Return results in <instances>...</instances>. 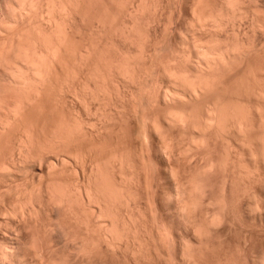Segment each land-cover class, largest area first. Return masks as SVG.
<instances>
[{"label":"rangeland","instance_id":"374dc122","mask_svg":"<svg viewBox=\"0 0 264 264\" xmlns=\"http://www.w3.org/2000/svg\"><path fill=\"white\" fill-rule=\"evenodd\" d=\"M51 1L47 2V4L48 3L50 4ZM54 1H57V0H54ZM63 1L62 0L60 2L58 1V3L60 4L63 2L64 6H65L67 0H63ZM73 1H72V3L74 5H76L77 4L76 1L75 0H73ZM79 1L83 2V0H79ZM79 1H78V3H79ZM86 1L83 2L84 4L81 3L82 5L77 4L76 7H78V9L76 7H73L74 10L72 8L71 1H69V2L67 1L68 5L70 4L71 6H66L67 7L66 11H65V9L63 10V8H66V7L62 8L63 5L60 6L63 10V11L61 10L62 16H61V14H58L59 12L57 13L56 10H58V9H56V10L50 9V10L54 11V13L56 11V13L59 15L58 16L57 14L50 12V13H52L53 16L57 15L58 16L57 19H59V21L60 20L62 21V22L60 21L62 24L58 21L60 23V26L61 27L65 26L64 29H65V32L67 33L66 34V40L68 37V40H67L68 45L70 42L68 49L70 47L71 48L73 47L72 49H69L70 54H71V50H72V52L74 54H76L78 57L76 55H74L76 58L73 59L72 57H74V56L72 53L71 54L72 55V57H71L72 63L70 60H69L70 62H67L71 65L67 66V64H66L67 68H66V66L63 65V67H65V69H67L69 71L72 69L71 70L72 72L68 71L69 72L68 73L65 69L63 71V68H62L61 69L62 72L59 71L60 73L59 74L57 73L59 75V77H56V75H57L56 74L54 76L56 78V80L51 81L54 84L53 83L49 84L52 87H50L48 85L49 87H47V91L50 88L49 91L47 92L45 90V93L43 92L44 95H43V93L41 94L42 95V98H41L42 99V102H41L42 111H41V113H43V114H41V126L46 127V128L43 127L44 130L42 131L43 134L44 133L45 134L41 135V137H42L41 143L42 144L45 143L43 145L41 144L42 145L41 146V148H42L41 149V161H42L41 165L43 163V165H42L43 167L41 166V170H37L36 175H34V174L32 175V172H30V175L28 173L27 174L28 176L26 175L27 178L25 177V179H26V181L28 179H30L26 182L27 183L26 184L27 190H29V189L31 190V188H32L31 184H32V180H33L34 176H35L34 177L35 181L33 184L36 185L37 181H39V184H41V186H39V184H38L37 187L39 186L42 189L41 190V196L43 194H44L43 196L47 195L46 197H41V199L42 198L47 199L48 208H46V212L43 214L44 216L40 215L42 213H40L39 215L38 214L36 215L35 213H38V212H35V211H37V208H36V209H34V213L32 212V215L33 214H35V215H33V217L30 216L29 218H27L29 215H24L23 217L19 215V214H21V212L19 211V208L23 209V208H25L26 205H23L22 204L23 202L19 203V202H21L20 198L18 200H17V198H14V194L17 191H14V193L12 195L13 198L8 197V200H7V198L3 199L4 202H2V200L0 199V203H1L0 204V228H1L0 229V232H1L0 233V255L2 254L1 251L6 249L8 244L17 240L20 242V245H21V251H19L20 252L19 254L22 253L21 254L22 257L20 258L21 261L20 260L17 261L16 264H104V263L105 264H110V263L111 264H125V263L126 264H150V263L151 264H215V263L216 264H218V263L219 264H258V260H260L264 254V252H263L264 251V233H263L264 232V226H263L264 225V177H263L264 176V154H263L264 153V147H263V145H264V142H263V140H264V133H263L264 132V125H262L260 123V122H264V120L262 121V119H264V117H263L264 116L263 115L264 114V81H263L264 79L261 78V77L264 78V73H263L264 71H262L264 69V65H263L264 64V56H263L264 55V48H263L264 46L262 47V49L260 47L264 43L263 42L264 41V30H260L261 31L260 32L259 31L260 28H258V27H261L260 24H264V20H263V18H264L263 17L264 16L263 15L264 14L263 13L264 12V10H263L264 9V0H258L260 3L263 4V5L258 4V6L256 5L257 0L256 1L251 0L252 2H250V0H244V1L242 0L244 2L243 4L240 1L241 5L243 6L242 7L240 5V7H241L240 11H242V12L245 11V13H249L251 10V12H250L251 14L249 13L250 15H246L245 13H243L244 15H242L241 12H240L241 14L238 12L237 13L230 12L231 14L230 13L226 14L225 18H223L224 21L222 20L223 24L221 25V27H224V28H220L221 31L217 30V29H219V27L216 28L212 23H208L205 26H203V27L209 28V26L211 25V28H213V31H212V29L209 28L211 30L210 31L207 28L208 32L206 31V28L204 30V28H202V27H198V31L200 30V32H198L197 29H195V31H196L195 32L189 24V20L193 15V13H192L193 12V10H192L193 9V7H192L193 6L192 5L193 0L192 1L191 0H189V1L188 0H145L146 3L143 2L144 0L143 1L142 0H131V2H129L130 0H128L127 1L128 6H127V3L125 2L126 0H121V1L120 0H117V1L116 0H102V1L101 0H95V1L94 0H88L87 2ZM245 1H247V2H245ZM106 3H108V4H106ZM142 3H145V4L142 5ZM245 3L246 4L249 3L248 5L251 7H249L248 5H247L248 6L247 7ZM88 4H90V5H88ZM139 5H142V6H140L142 8L139 7L140 10L138 8ZM130 6L133 8H131ZM156 6H157V8H156ZM205 6L203 5V7H205ZM46 7L44 4V8H46ZM143 7H145V8H143ZM256 7H257V10H259V11L262 9L261 13H263V14H260L256 10L257 13L261 16H258L257 13L254 14L255 12L252 8L255 9ZM258 7H260V8L258 9ZM58 8H59V6H58ZM123 8H125V10ZM245 8H246V10H245ZM47 9L48 8H46V15H47V11L49 12V9L48 10ZM76 9H77V11H75ZM132 9L136 10V11L139 10V11L138 12L135 11V14L130 15L131 14L130 11H133ZM67 10H69V11H67ZM127 10H129V12ZM142 10H144L143 13H142ZM139 12H141V13H139ZM66 13H67V15L64 16ZM68 13H70V14L68 15ZM252 13L255 16H258V17H256V21H258L257 22L258 24L255 22V20L253 22L254 16ZM85 15H86V17H85ZM112 15H114V16H112ZM235 15H236V17H235ZM60 16L63 19L62 18L60 19ZM134 16H135V18L138 16V18H136V20H137L136 22H135ZM146 16H148V17H146ZM237 16H239V17H237ZM242 16H245L242 18L243 21L245 20V23L241 24L243 27H242V29L241 28L239 29V26L241 27L240 23H242V21H241ZM248 16L249 17L251 16L250 19ZM46 17H48V15ZM67 17H69V18H67ZM73 17H75V18H73ZM84 17H85V20H84ZM100 17H101V19H99ZM246 17H248V18H246ZM259 17H261V18H259ZM228 18H229L231 25L229 24L228 20L226 21V19H228ZM233 18L236 19V22ZM231 20L234 23L231 22ZM238 20L240 23L237 22ZM249 20L251 21L250 24H249ZM99 21H100V23H103V24L106 23L105 24L106 26L104 25L105 28L103 27V24L97 23ZM122 21H125V22H122ZM132 21H134V22H132ZM140 21H142V22L140 23ZM130 22H131V24H130ZM235 23L237 26L236 30H238L237 33L238 32L240 34L242 33L240 37L238 36L241 41L240 40L238 41V39H239L238 37L236 40V38H235L236 36H234L236 33L232 32V31L235 32V27L232 26V25H235ZM252 23L253 24L256 23L258 26L256 25L254 28H258V29H252L253 28ZM63 24H66V25H63ZM113 24H114V26H112ZM108 25H110L111 28ZM133 25L136 29L133 27ZM229 25L231 26V28ZM127 26H128V28H130V27L134 28V30L133 31L131 30V31L133 32V34L135 33V35H133L132 32L130 35H128L126 33V31L124 32V35L122 34L124 31L123 29L126 30L127 28H125V27H127ZM225 26H228V29H227V27L225 28ZM248 26L250 27L251 30H249ZM43 28H44V26L41 29H43ZM120 28H122V30ZM215 28H216L217 32L215 31ZM244 28H246V29L244 30ZM262 28H264V27H262ZM45 29L41 30V32L45 31ZM222 29H224V30L226 29V30L223 31ZM229 29H230L231 33L229 32ZM231 29H233V30H231ZM240 30H242V31H240ZM67 31H69V32H67ZM249 31H250V33H249ZM144 32H145V34H144ZM252 32L253 33L255 32V34L258 35V36L256 35L257 39L255 38V35L252 34ZM256 32H258V33H256ZM99 33H101V36ZM125 33L127 35H125ZM195 33H197V34H195ZM216 33L221 35V36H219V35L217 36ZM246 33H248V34L246 35ZM149 34H150V36H149ZM222 34H224V36ZM194 35H195V38L193 37ZM226 35L232 36V37H228V36L226 37ZM243 35H246L247 37L243 36ZM248 35H251L255 39L252 38L251 36L248 37ZM126 36H128V37H126ZM130 37H131V40H133L132 38H134V40L131 41ZM122 38L126 42L122 41ZM201 38H202V41H200ZM211 38L213 39V41H211ZM229 38H231V39H229ZM233 38L235 39L236 42L233 41ZM127 39H128V42H127ZM195 39H198V40L195 41ZM221 39H223V40L221 41ZM140 40H141V43H140V48H139L138 42H140ZM230 40H231V42H230ZM253 40H254V42H253ZM93 41H94V43H93ZM114 41L116 42V44L114 43ZM194 41L196 43H198L200 48H197V49H200L199 51L196 48L192 47V45L194 44ZM217 41L219 43H216ZM226 41L230 42L229 45H232L233 43L236 44L239 42L238 44H240V48H241V46H245V45H242V44H244V41H245V44L247 46H248V44L249 45L251 44V46L253 47V43H254L255 47L257 45L258 46H257V49L251 48L250 50H248L249 47L246 48V46H245V48L247 50L244 49L245 51L240 50L241 52H238L240 54L243 52L244 55L241 54L242 56L240 55L241 56L240 57V56H238L239 54H236V57H238V58L240 57L239 59L238 58L236 59V57H234L232 55V56H227V61H226V59H225L226 57H225L224 58L225 61L227 63H228V61H230V62L227 65L223 59L220 63V66H221L220 68L222 70L219 69V67L215 68L217 70H215V72L214 71L213 72H214V74L217 72L216 73L217 76L215 75V77H214L213 74H212V76L214 77L213 82L216 85L214 86L213 85L214 83H213L210 86L211 89L206 90V91L209 90L210 92L208 91L209 93L208 92L205 93L206 91H204L202 94L200 93L201 95L198 94L196 97L195 96H191V97L188 96L186 93H184V91H183L184 88L181 87V85L180 86H178V84L176 85V82H174V81H175V78H177L176 77L177 75L178 76L182 75V74L185 75L188 72V74L185 76L190 77L195 72V71H193V69L191 70V68H190L191 66L188 65L189 64L188 58L190 56L189 52H188L189 48L194 49V50H192V49L189 50L192 52L195 51V49H196L199 52V56L202 57V56H204L203 53H205V50H208V48H207L208 44L210 45V46L208 45V47H211L212 49H213L214 45L216 47L220 44L221 46L219 45L218 47H221V49L224 50V48L228 44ZM144 42L146 43V45ZM201 42H203L206 47L203 44H201ZM249 42H251V43H249ZM119 43H120V45H119ZM212 44H214V45L212 46ZM229 45H227V46H229ZM143 46H144V48L145 47L146 48L144 49ZM92 47L93 48L96 47V48L93 49ZM203 47H205V49ZM218 47H216L215 50ZM259 47H260V49H259ZM83 48L85 51L83 50ZM85 48L91 49V50L88 49L89 52L92 50L93 51L89 54ZM138 48L140 49L139 50L140 52L142 50L144 51V52L142 51L143 54H140V52L139 53L136 52V51H138ZM141 48H142V50H141ZM219 49L220 48H218V52L220 53V51H222V50L221 49L219 50ZM252 49L258 50V52L261 51L262 53H259V54L254 53V52L252 53V51H255ZM96 50H97V52H96ZM79 51H80V53H79ZM81 51L83 52V56H82ZM128 51H132V52L130 53ZM249 51H250V53H248ZM77 52L79 53L80 56L78 55ZM93 52H95V53L93 54ZM157 52H159V53H157ZM84 53H87L88 57H86V55ZM147 53H150L151 56H150V54H147ZM201 53H202V55H201ZM91 54H93V55L91 56ZM116 54H117V56H116ZM132 54L134 55L135 58L133 57ZM137 54L139 57L135 56ZM205 54L208 55L207 53H205ZM260 54H261V56H259ZM101 55H103V56L101 57ZM121 55H123L124 61H123ZM129 55H131V56H129ZM79 57H81L82 60H83V58H84V60H85V58L88 60L90 57V60H88V63H87V60H85L86 64H88V65L85 64V61L81 62L82 60L80 61ZM100 57H101V59H100ZM127 57L128 58L130 57V58L126 59ZM131 57H132V59H131ZM229 57H232V58H229ZM242 57H244V58H242ZM197 58H195V59H197ZM202 58H206V57L204 56ZM111 59H112V61H111ZM125 59L127 61H125ZM136 59H137V61H136ZM240 59H241V61H240ZM154 60H155V62H154ZM261 60H262V62H261ZM73 61H76L74 63L77 66L74 65ZM131 61H132V64L130 63ZM133 61H134V63H133ZM112 62H114L113 63L114 67L111 66V65H113ZM120 62H121V64H120ZM137 62L140 64V67L142 66L141 67L142 69L139 67V64ZM141 62H143V63H141ZM171 62H173V63L171 64ZM222 62H224V63H222ZM108 63L111 65H109ZM135 63H137V66L134 65ZM260 63H262V64H260ZM72 64L74 65V68H73ZM79 64L81 65L82 68L78 67V66H80ZM127 64L128 65L130 64L131 66L132 65L133 66L132 67L130 66V68H129V66ZM142 64H144L145 66H143ZM150 64L153 66H151ZM174 64L177 65V67H179V68H177ZM222 64H223V66H222ZM225 64H226V66H225ZM82 65H84V66H82ZM106 65H109V66H106ZM163 65H166V66L164 67ZM118 66H120V67H118ZM125 66H127V67H125ZM134 66L136 68H134ZM83 67H84V69H83ZM88 67H89V69H88ZM106 67L110 70H108ZM94 68H96V69H94ZM115 68L117 70L120 68L119 70H123V71H119V70L117 71ZM126 68H127V70H128V68L131 69L133 78H130V77H132L131 73H128V71L125 70ZM139 68L142 72L139 71ZM167 68L170 70L168 71ZM182 69H183V72L181 71ZM259 69H260V71H259ZM90 70H92V71H90ZM98 70H99L100 74L103 73V75L101 74L102 76L99 74ZM124 70L127 71V74ZM136 70H137V72H136ZM171 70L173 72H171ZM179 70L182 73L179 72ZM75 71L77 73H75ZM133 71H135L136 73L140 72L141 74L138 73L139 75L137 76L136 73ZM174 71H176V72H174ZM253 71L256 75L253 73ZM104 72H106V73L104 74ZM147 72H149V73H147ZM163 72H164V75H163ZM168 72H171V74H173V73L174 74L168 75L167 74ZM178 72L181 74H179ZM72 73H74V74H72ZM133 73H135L136 76L133 75ZM91 74H92V76H90ZM128 74L130 76H128ZM146 74H149L150 76L149 75L146 76ZM253 74H254V76H253ZM73 76H74V78H73ZM172 76H175L174 79ZM256 76H259L262 80ZM93 77H95V78H93ZM112 77H114V78H112ZM253 77L254 78L256 77L258 80L256 78L254 80ZM215 78H217V79H215ZM58 79H60V80H58ZM110 79H112V80H110ZM135 79H136V82H135ZM149 79H151V80H149ZM131 80H132V82L130 83ZM170 80L171 81L174 80V81H172L173 83H171ZM216 80H218V81H216ZM65 81H67V82L65 83ZM260 81H262L261 83H263V85L260 83ZM57 83H59V85ZM87 83H89L90 85L89 84L87 85ZM155 83H157L158 85ZM67 84H68V86H67ZM65 87H66V89H65ZM86 87H87V89H86ZM103 88H104V90H102ZM61 89H62V92H61ZM109 89H111V90H109ZM58 90H60V91H58ZM144 90H146V91H144ZM175 91H177V92L175 93ZM118 93L120 94L119 96H118ZM149 93H151V94H149ZM45 94H47V96ZM139 94L142 96H140ZM175 94H177V95H175ZM179 94L182 96H180ZM111 95H112V97H111ZM163 95L164 96L167 95L168 97L165 98ZM57 96H59V97H57ZM120 96H121V98H120ZM177 96L178 97L180 96L181 98H178ZM185 97H187V98H185ZM147 98H149V100ZM167 98H168V100H166ZM182 98H184V100ZM98 100L100 101V103L98 102ZM186 100H188V101H186ZM191 100H192V102H191ZM148 102L150 105L148 104ZM215 104H218L220 107H221V105L224 107L227 105L226 106L227 108L230 106L231 107L236 106V109H235V107L234 108L230 107L231 110L230 109L226 110V107L224 108L225 114H226V116H224V117H227V114L231 111L229 113V115H230L229 118H230V121H232V123L228 120V122H230V123H228V125H226L227 130H228L229 134L231 133V135H228V136L227 135H223V136L221 135V134H224V132L226 131L225 129H224L225 131L223 130V133L221 131L222 126H223L222 124L224 123L223 121H225V119L222 117L223 121L221 120L220 122L221 123L223 122V123L220 124V122H219L218 124H220V126H218V127H217V125H218L217 122H218V118H221V116L218 117V114L220 113L219 115H221V113H222V115H223L224 110H223V107L220 108L218 105L216 106ZM236 104H238V106ZM239 104H240V106H239ZM218 107H219V109H218ZM238 107H239V109H238ZM242 107H243V109H242ZM207 108H209V111ZM217 109H218V112H217ZM244 109H246V110H244ZM249 109H251V111H249ZM188 110L190 111V113L185 114V113L189 112ZM215 110L217 113H215ZM219 110H221V111H219ZM235 110L237 112H239L241 115V116H239L240 117L239 119H241V117H243L244 121H241L240 123L245 122L244 124H242L243 125L242 127L240 125V127L243 129V132L241 131L242 129H240V127H239L240 135L237 132L238 131L237 128L234 127V123H235V126L240 124L239 122H237L239 120L238 116H235V114L233 113V111L235 112ZM239 110H241L242 112ZM243 110L245 112L248 110L247 111L248 114H244L245 112ZM51 112H52V116H51ZM173 112L176 113L177 115L172 114ZM209 112H211V114L215 113V115H217V116H214V114L211 115ZM249 112H251L253 115L250 116ZM260 112H261V114H260ZM241 113H243L245 116L244 115L242 116ZM206 114H208V115H206ZM233 114H234L233 117L235 118L234 122H233L234 118L232 120V117H231V115H233ZM237 114L238 113H236V115ZM170 115H174L173 118L174 117L177 118V116L179 118V115L182 117H180L181 119H179L178 120L179 122H177L176 121L177 119L175 121L171 120L172 117ZM260 115L261 116L263 115V116L261 117ZM169 116L171 117V119L169 118L170 120L168 119ZM206 116L209 118L212 116L210 118V120L213 119L214 117L215 118L217 117L216 122L211 120L214 122V124L212 126L217 124V125H215L216 127H214V128L212 126L208 127L212 123H209L211 121H209V119ZM254 116H255V118H254ZM202 117L205 119V120L203 119L204 121H206V118H207L208 122L206 121L203 124ZM248 117L251 120L250 119L246 120V119H248ZM47 118L49 121L47 120ZM197 118H200V119H197ZM253 118L255 119V121H253L252 122L253 124H252L251 121L253 120ZM227 119H228V117L226 118V120ZM180 120H182V121H180ZM186 121H187V123H185ZM193 121H195V122H193ZM171 122H174L175 124H172ZM236 122H237V124H236ZM71 123L74 125V126L71 125V127L74 128L73 133H75V131H76L78 136L75 133V134H73L74 138L73 137H71V139H69L70 137L68 138L71 141H69V140L65 141V135L63 134L64 130H60V129H63V128H61V127H63V124L65 127L67 125H70ZM76 123H78V124H76ZM104 123H106V124H104ZM199 123H200V125H199ZM205 123H207V124L209 123V125L206 124L207 125L206 128L208 130L206 128H204ZM56 124L58 125V127ZM59 124L61 125L60 127H59ZM190 124H191V126H190ZM231 124L233 125V126H231V128L234 127L233 129L235 131L237 130L235 132L234 130L232 131V129L230 128L231 131L234 132L235 134L230 132L229 131L230 129H228L229 125H231ZM247 124L250 125V127ZM83 125H84V127H83ZM246 125L249 127V131H248V129H246L247 128ZM252 125H253L254 129L251 128ZM42 127H41V130L43 129ZM71 127L67 126L64 129L70 128L73 130V128H71ZM211 127L213 129H211ZM219 127H221V130ZM256 127L258 128V130H256ZM156 128H157V130H156ZM250 128L255 130L256 133L254 134L255 131L251 130ZM55 129H56L55 132H57L58 129L60 130V131L58 130L59 132H57L58 135H59V133H61V131H63L62 134L64 135L63 139L65 142L63 141V139H61L62 138L61 134H60L61 138L59 137L60 138L59 140H57V138H58L56 136L57 134L53 136ZM75 129H77V130H75ZM78 129H79V131H78ZM198 129H200L203 133L199 132L200 130L198 131ZM203 129L204 130L206 129V130L204 131ZM218 129L221 132V134H220L221 137L218 136L220 133V132H218ZM158 130H160V131H158ZM206 131H207V133H206ZM250 131H252V133ZM204 132H205V134H204ZM241 132L244 134H242ZM245 132L247 135L245 134ZM248 132H250V133L248 134ZM225 134H228V133H225ZM241 134L245 135V136H242ZM196 135L198 137H196ZM238 135L240 136V138L238 137ZM49 136H51V137L53 136V138L56 137V140H57V142H55L56 144L53 142L55 145H53V143H51L53 138H48ZM192 136H195V137H192ZM229 136H232V137H229ZM234 136H235V138H234ZM246 136H247V138L245 139L244 137H246ZM252 136H254V137H252ZM223 137H224V141L227 137H228V139H231V140L233 138L232 141L226 139V142L229 141V143H230V141H231L230 144H232L233 146L230 147V144H228L226 142L223 143L224 142L222 139ZM242 137L244 138V140L242 139ZM251 138H252V140H251ZM259 138L262 141H259ZM236 139L237 140L241 139V140H238V142L239 141L245 142V140H246V143L244 144V142H243L242 144L239 143V145H238V143H236V141H237ZM254 139H256V142ZM54 140H55V138H54ZM61 140H62V142H61ZM248 140H250L249 141L250 144L254 142L253 143L254 145L249 144L251 146V148L248 147V145H247V143H249ZM45 141L46 142L49 141L48 143L51 145L47 144ZM67 141H69L70 144H69V142L67 143ZM261 142H263V143H261ZM57 143H59V144H57ZM243 144L247 147L245 148V146H244V148H242ZM52 145H53V147H52ZM58 146H60V147H58ZM224 146H226V147H224ZM255 146H256V148H254ZM229 147H230V150H229ZM233 147H234V150L236 152L234 150H232ZM236 147L239 149V151L236 150L237 149ZM226 148H227V151H226ZM68 149H69V151H68ZM203 149H204V151H202ZM252 149H253V152L251 151ZM51 150H53V151H51ZM66 151H67V153H66ZM261 152H262V154H261ZM72 153H73V155H72ZM257 154H258V156H256ZM70 155H71V157H70ZM62 157L64 158L65 162L63 161ZM254 157H256V158H254ZM69 161H71V162L69 163ZM50 162H53L54 165L51 164ZM64 163H67V164H64ZM49 167L52 168L53 172L51 171V169ZM257 169H259V170L257 171ZM249 174H252V175H249ZM29 176H30V178H28ZM38 176L41 178L39 179ZM257 180H258V182H257ZM29 181L31 183H28ZM51 181H52V183H51ZM249 181H251V182H249ZM50 183H51V185H50ZM28 184L31 188L28 186ZM48 184H49V186H48ZM58 184H60V185H58ZM97 184H99V185L97 186ZM52 185L56 186V187L57 186L62 187V189H63V186H65V187L68 186L67 188H65V190L70 188L69 191L71 190V192L76 193V194L74 193V196L75 195L76 196L74 197L72 195V198H74V200H76V199H80V200H78V201L76 200L75 205L71 207V210L73 208L75 210V212H74V210H72V212H71L70 209H68V208L66 209V207H64L65 205L64 206L61 205L62 206L61 207L60 204H58V203L54 204L55 202L48 201V199L50 200V198H52V197L54 199V196L57 197L58 196L57 194L60 192L57 190L58 193L55 195V193L53 191L56 192V189L52 191L51 190V187H53ZM90 185H92V186L90 187ZM100 185H102V186H100ZM108 186H111V187H108ZM33 187H36V186H33ZM37 187H36V189L39 188V187L38 188ZM99 187H101V189L104 188L103 191H105V192L103 193L102 190L100 191ZM112 187L115 189L113 190ZM49 188H50V190H48ZM71 188L73 189V191ZM87 188L88 189L90 188V191ZM116 189H117V191H115ZM30 190L28 191V193L30 192ZM85 190L87 192L89 191V193H91V195H89V193H86ZM106 190L107 191L110 190L109 194H107L108 192ZM52 192L54 193V195ZM63 192H66V191L63 190L60 193H63ZM119 192H120V194H118ZM73 193H70V194H73ZM100 193L104 194V196H107L109 199H107V197H105L103 199L104 196L102 194L100 196ZM112 193H114L115 195ZM86 194L90 197L92 196V198L87 197ZM27 195H29V194H27ZM79 195L81 197H79ZM111 195H112V197H111ZM34 196L32 199H34ZM77 196H78V198H77ZM119 197L122 199H120ZM99 198H101V199H99ZM114 199H116V200H114ZM89 200L93 201V202L91 201L92 204H90V205H89ZM33 201H35V199ZM109 201L112 202V204ZM27 202H29V201H26L24 204H26ZM51 202H53V203H51ZM31 203L30 204L28 203L29 208L30 207L34 208L35 206L37 207V204H35V202L34 203L31 202ZM97 203H99V204H97ZM100 203H102V204L100 205ZM34 204H35V206L32 207V205H34ZM102 205H103V207H102ZM75 206H76V208H75ZM99 206H101L103 208V209L102 208L101 209L105 211V212L103 211V214H102L105 217L102 216L103 219L102 220L100 219L102 222L100 220L98 221V219H97L99 217L100 212H101L100 211L101 209ZM108 206H109V209H106V207L108 208ZM119 206H120V209H119ZM104 207H105V209H104ZM15 208H18V209H15ZM91 208H92V211H91ZM112 209H113V211H112ZM12 210H17V211L13 212ZM67 210L70 212V215H68L69 212H67ZM82 210H84V211H82ZM187 210H189V211H187ZM109 211H111L112 214ZM16 212H17V214H15V215H17V217L15 215L13 216V214ZM76 212L79 214L76 215L77 214ZM86 212H87V214H86ZM114 212L116 213V215ZM254 212H255V214H254ZM10 213H12L11 216H10ZM83 213L86 214L87 216L84 215ZM45 214H48V215H45ZM65 214H66V216H65ZM107 214H108V216H106ZM88 215H90V216H88ZM97 215H98V217H97ZM238 215H239V217H238ZM37 216L39 218H37ZM77 216H79V217L82 216V217L78 218ZM75 217H76L75 220H77V221H75L73 219ZM87 217H88V219L90 218L91 221L88 219H84ZM102 217H100V218H102ZM118 217H119V219H118ZM12 218H14V219H12ZM15 218H16V220H15ZM82 218L84 220H86L87 222L89 221L88 224H89V226L92 225V226H90L91 228L92 227L95 228V225H96V227H97L96 230H98L99 224H97V223H99V222L103 223V221H104V223H106L107 227L103 226V225H105L103 223V224H100L101 227L103 226V228H101V229L99 228L98 231H96L93 228L89 229L90 227L88 228L85 226V221ZM105 218L106 219L108 218V220H106ZM23 219L26 222H24ZM69 220H70V222H69ZM111 220H113V222L116 223L115 225L118 224L117 226H118V230H120V233L123 230L121 233L123 240L121 237L118 240L121 243L116 240V245L118 247L120 246L119 248H117L116 245L110 246L109 243H107L108 241H105L106 240V238H105L106 234L103 232H106L105 228H108V226L112 222ZM244 220H245V222H244ZM82 221L84 223V227H83ZM76 223H78V225H76ZM218 223H221V224H218ZM262 223H263V225H262ZM17 224H18V226H17ZM19 224H21V225H19ZM124 225H125V227H124ZM79 226L80 227L82 226V227L80 228ZM16 228H17V230H16ZM19 228H20V230L21 229L22 230L20 231ZM71 228H72V231H71ZM12 229H13V231H12ZM84 229H85V231H84ZM231 229H232V231H231ZM7 230H9V231H7ZM86 230L89 231L90 233L86 232ZM91 230H95L100 235L98 233H96L95 231H91ZM101 230H102L103 235H101V232H100ZM4 231L9 236L10 235L11 236L9 237L7 234H4ZM17 232L19 233V235H21L20 237L18 234L16 235ZM21 232L23 234H20ZM91 232H92V235H88V234H91ZM93 233L95 235V238L93 237ZM78 234H79V236H78ZM82 234L86 238L84 236H82ZM75 235H76V238H73V236H75ZM67 236H68V238H67ZM89 236H90V238H88V240H87V237H89ZM100 236L101 237L104 236L103 239H105V240H102V238ZM19 238H20V240H18ZM21 238H22V240H21ZM78 238H80V239H78ZM81 238H83L84 241ZM92 238H94V239H92ZM242 238H243V240H242ZM89 239H90V241H89ZM251 239H253V240H251ZM95 240L96 241L100 240L102 242L100 243V241H98V243H96ZM252 241H253V243H252ZM83 242L86 243L85 247H86V245H88L89 246L88 248H90L89 250L87 247H86L87 248L86 250L84 249L88 253L85 252L84 250H83L84 252L82 251L83 246L81 247V245H82L81 243H83ZM89 242L90 243L94 242L93 247H95V245H96V247L93 248L91 246L92 244L89 245L90 244ZM245 242H247V243L245 244ZM50 243H51V247H49ZM99 243L101 244L102 247L103 246L104 247L102 248ZM98 244H99V246H97ZM114 244H115V242H114ZM46 246H48L49 249H45ZM107 246L108 247L110 246V247L108 248ZM114 246H116V247H114ZM97 247L98 248L101 247V249H105V250L102 251L100 249H97ZM51 248H52V250H51ZM111 248H113V249H111ZM46 250H47V252H46ZM90 250H91V252L89 253ZM92 250H94V251H92ZM105 251H107V252H105ZM92 252H93V254H92ZM95 252H97V253H95ZM100 252H102V253H100ZM28 254H30V255H28ZM84 254H85V256H84ZM86 255H87V257H86ZM43 256L45 259L43 258ZM0 257H1L0 258V264H8L6 262V260H4L5 258L3 259L2 255ZM41 257H42V259H41ZM134 258H136L137 261Z\"/></svg>","mask_w":264,"mask_h":264},{"label":"bare ground","instance_id":"6f19581e","mask_svg":"<svg viewBox=\"0 0 264 264\" xmlns=\"http://www.w3.org/2000/svg\"><path fill=\"white\" fill-rule=\"evenodd\" d=\"M46 1V2H45ZM49 1H51V0H49ZM48 0H0V199L2 200V202H4L3 201V199H6L7 198V200H8V197H12L13 198V193H14V191H17L15 194H14V198H17V200L20 198V201L21 202H19V203H22L23 205H26L25 206V208H23V209H21V208H19L20 206V204L18 205L19 207V211L21 212V214H19L20 216H24V215H29L27 218H29L30 216H32L33 217V215H39L40 213H42V214H40V215H43L45 212H46V208H48V202H47V199L45 198H42L41 199V197H46L47 195H45V196H41V187H39V186H41V184H39V181H37V183H36V185H34L33 183H34V181H35V176L33 177V180H32V184H31V186H32V188L29 186V184H28V186L31 188V190H30V192L28 193V191L29 190H27V188H26V182L28 181V180H30V179H28L27 181H26V179H25V177H26V175L29 173V175H30V172H32V175L34 174V175H36V173H37V170H41V166L43 165V163H42V165H41V146L43 145V144H45V143H41L42 142V137H41V135H44L43 134V130H44V128L43 127H45V126H41V114H43V113H41V111H42V109H41V102H42V93L44 92L45 93V90L47 91V87H49L50 85V83L52 84L53 82H51V81H55L56 80V78L54 77L57 73L59 74L60 72H62L61 71V69L63 68V71H64V69H65V67H63V65L64 66H66V64H67V66H69V65H71V64H69V63H67V62H70L71 61V63H72V60H71V57H72V50H71V54H70V50L69 49H72L71 47L68 49V47H69V45H70V42H69V45H68V37H67V40H66V32H65V29H64V27L62 28L61 26H60V23L62 22L61 20V22L59 21V19H57V17L59 16L58 14H61V16H62V12H61V10H62V8L63 7H66V6H71L70 4L68 5V3H67V1L69 2V1H71V4H72V8L73 7H76L77 6V4L79 5V4H81V3H83V2H85L86 0H83V2L81 1H79V0H75L76 1V5H74L73 3H72V1L73 0H67L66 1V4H65V6H64V3L62 4V3H58V1L60 2L61 0H57V1H54V0H52L51 1V3L49 4H47V2H49ZM78 1H79V3H78ZM88 1V0H87ZM86 1V2H87ZM95 1V0H94ZM102 1V0H101ZM117 1V0H116ZM121 1V0H120ZM119 1V2H120ZM127 1L128 0H126L125 2L127 3ZM143 1V0H142ZM189 1V0H188ZM192 1V0H191ZM240 1L242 2V4L244 3L242 0H193V15H192V17L190 18V20H189V24H190V26H191V28L195 31V29H197V31H198V27H202V28H204V30H205V28H206V31H207V28L208 27H203V26H205L206 24H208V23H212L216 28H218L219 27V29H217V30H220L221 31V29L220 28H224V27H221V25L223 24L222 22L224 21L223 20V18H225V15L226 14H228V13H230V12H232V13H242V15H244L243 13H245V11H240L241 10V7H240V5H241V3H240ZM252 1H254V0H252ZM251 0H250V2H252ZM256 1V0H255ZM74 2V1H73ZM118 2V3H119ZM129 2H131V0L129 1ZM143 2H145V0L143 1ZM245 2H247V1H245ZM259 1L257 0L256 1V5L258 6V4H262V3H258ZM89 3V2H88ZM146 3V2H145ZM145 3H142V5H144ZM254 3V2H253ZM44 4H45V7L46 8H48L49 9V12L47 11V15H48V17H46L47 15H46V8H44ZM47 4V5H46ZM84 4V3H83ZM92 4V3H91ZM95 4V3H94ZM106 4H108V3H106ZM124 4V3H123ZM141 4V3H140ZM159 4V3H158ZM246 4V3H245ZM249 4V3H248ZM248 4H246V6L248 5ZM252 4V3H251ZM63 5V6H62ZM74 5V6H73ZM82 5V4H81ZM88 5H90V4H88ZM114 5V4H113ZM142 5H139L138 6V8L140 7V6H142ZM155 5V4H154ZM203 5L205 6V7H203ZM263 5V4H262ZM58 6H59V8H58ZM60 6H62V8L60 7ZM87 6V5H86ZM127 6H128V3H127ZM137 6V5H136ZM242 6V5H241ZM245 6V5H244ZM249 6V5H248ZM247 6V7H248ZM85 7V6H84ZM131 7V6H130ZM155 7V6H154ZM243 7V6H242ZM249 7H251V6H249ZM61 8V9H60ZM71 8V7H70ZM71 8V9H72ZM77 9H78V7H76ZM80 8V7H79ZM127 8V7H126ZM131 8H133V7H131ZM140 8H142V7H140ZM140 8H139V10H140ZM143 8H145V7H143ZM156 8H157V6H156ZM260 7H258V9H259ZM47 9V10H48ZM50 9H52V10H56V9H58V10H56L57 11V13H56V11H55V13H54V11H52V10H50ZM65 9V11H66V9H67V7L66 8H63V10ZM77 9L75 10V11H77ZM86 9V8H85ZM107 9V8H106ZM124 10H125V8H123ZM136 9V8H135ZM148 9V8H147ZM155 9V8H154ZM253 10H254V14H256L257 13V11L260 13V14H263V13H261L262 11V9L259 11V10H257V7L254 9V8H252ZM62 10V11H63ZM73 10H74V8H73ZM90 10V9H89ZM99 10V9H98ZM123 10V11H124ZM133 10V9H132ZM138 10V9H137ZM138 10V11H139ZM145 10V9H144ZM144 10H142V13H143V11ZM245 10H246V8H245ZM249 10V9H248ZM252 10V11H253ZM257 10V11H256ZM264 10V9H263ZM67 11H69V10H67ZM79 11V10H78ZM128 12H129V10H127ZM135 11L136 10H133V11H130V15H133V14H135ZM138 11H136V12H138ZM50 12H52V13H54V14H57V15H55V16H53L52 15V13H50ZM61 12V13H60ZM73 12V11H72ZM106 12V11H105ZM148 12V11H147ZM247 12V11H246ZM250 12H251V10H250ZM249 12V13H250ZM139 13H141V12H139ZM146 13V12H145ZM240 13V14H241ZM249 13H245L246 15H250ZM252 13V14H253ZM51 14V15H50ZM70 13H68V15H69ZM86 14V13H85ZM105 14V13H104ZM138 14V13H137ZM136 14V15H137ZM231 14V13H230ZM253 14V22H254V20H255V22L257 23L258 21H256V17H258V16H261V15H259L258 13V16H255ZM46 15V16H45ZM67 15V13L64 15V16H66ZM91 15V14H90ZM102 15V14H101ZM123 15V14H122ZM135 15V16H136ZM139 15V14H138ZM143 15V14H142ZM146 15V14H145ZM148 15V14H147ZM239 15V14H238ZM245 15V16H246ZM264 15V14H263ZM60 16V19L62 18ZM84 16V15H83ZM82 16V17H83ZM106 16V15H105ZM112 16H114V15H112ZM135 16H134V18H135ZM152 16V15H151ZM233 16V15H232ZM240 16V15H239ZM239 16H237V17H239ZM245 16H242L241 17V21H242V23H240L239 22V20L237 21L238 23H240V25L241 24H243V23H245V20L243 21L242 20V18L243 17H245ZM77 17V16H76ZM79 17V16H78ZM85 17H86V15H85ZM85 17H84V20H85ZM125 17V16H124ZM140 17V16H139ZM146 17H148V16H146ZM155 17V16H154ZM160 17V16H159ZM235 17H236V15H235ZM234 17V18H235ZM249 17V16H248ZM248 17H246V18H248ZM251 17V16H250ZM250 17H249V19H250ZM264 17V16H263ZM67 18H69V17H67ZM72 18V17H71ZM73 18H75V17H73ZM81 18V17H80ZM108 18V17H107ZM126 18V17H125ZM136 18H138V16L136 17ZM136 18H135V22L137 21L136 20ZM227 18V17H226ZM231 18V17H230ZM233 18V19H234ZM259 18H261V17H259ZM63 19V18H62ZM82 19V18H81ZM99 19H101V17L99 18ZM129 19V18H128ZM131 19V18H130ZM232 19V20H233ZM65 20V19H64ZM223 20V21H222ZM228 20V22H229V24H230V21H229V18L228 19H226V21ZM231 20V22H233ZM235 20V22H236V19H234ZM247 20V19H246ZM259 20V19H258ZM262 20V19H261ZM263 20H264V18H263ZM60 23H59V22ZM68 21V20H67ZM101 21V20H100ZM100 21L99 22H97V23H100ZM108 21V20H107ZM106 21V22H107ZM149 21V20H148ZM248 21V20H247ZM70 22V21H69ZM77 22V21H76ZM87 22V21H86ZM112 22V21H111ZM122 22H125V21H122ZM132 22H134V21H132ZM142 21H140V23H141ZM151 22V21H150ZM250 20H249V24H250ZM262 22V21H261ZM105 23V22H104ZM109 23V22H108ZM114 23V22H113ZM139 23V22H138ZM137 23V24H138ZM146 23V22H145ZM234 23V22H233ZM256 23H252L253 25H252V29H258V28H260L259 29V31L260 30H264V28H262V27H264V24H260L261 25V27H258V28H254L257 24ZM62 24V23H61ZM67 24V23H66ZM66 24H63V25H66ZM69 24V23H68ZM100 24H103V23H100ZM106 24V23H105ZM105 24H103V27L105 28ZM130 24H131V22H130ZM135 24V23H134ZM227 24V23H226ZM99 25V24H98ZM105 25V26H104ZM120 25V24H119ZM141 25V24H140ZM144 25V24H143ZM149 25V24H148ZM231 25V24H230ZM229 25V26H230ZM246 25V24H245ZM259 25V26H260ZM263 25V26H262ZM44 26V28L43 29H41L42 27ZM70 26V25H69ZM72 26V25H71ZM95 26V25H94ZM108 26H110V25H108ZM112 26H114V24L112 25ZM147 26V25H146ZM232 26H234L235 27V32L234 31H232L233 33H236L234 36H236L235 38H236V40H237V37L239 36H241V34L239 33H237V31L238 30H236V23H235V25H232ZM251 26V25H250ZM258 26V25H257ZM130 27V26H129ZM133 27H134V25H133ZM139 27V26H138ZM227 27V29H228V26H225V28ZM242 25H241V27L239 26V29L241 28L242 29ZM249 27V26H248ZM46 28V29H45ZM71 28V27H70ZM110 28H111V26H110ZM117 28V27H116ZM125 28H127L126 30L125 29H123L124 31H123V35H124V32L126 31V33L128 34V35H130L131 34V32L134 30V28H132V27H130V28H128V26L127 27H125ZM132 28V29H131ZM209 28L210 29H212V31H213V28H211V25L209 26ZM208 28V29H209ZM216 28H215V31H216ZM230 28H231V26H230ZM233 28V27H232ZM247 28V27H246ZM246 28H244V30L246 29ZM262 28V29H261ZM45 29V31H42L41 32V30H44ZM64 29V30H63ZM86 29V28H85ZM121 30H122V28H120ZM136 29V28H135ZM146 29V28H145ZM209 29V30H210ZM68 30V29H67ZM114 30V29H113ZM120 30V31H121ZM132 30V31H131ZM191 30V29H190ZM203 30V31H204ZM223 31H225L224 29H222ZM231 30H233V29H231ZM249 30H251L250 29V27H249ZM106 31V30H105ZM108 31V30H107ZM118 31V30H117ZM140 31V30H139ZM144 31V30H143ZM182 31V30H181ZM211 31V30H210ZM219 31V32H220ZM240 31H242V30H240ZM247 31V30H246ZM245 31V32H246ZM255 31V30H254ZM67 32H69V31H67ZM92 32V31H91ZM99 32V31H98ZM101 32V31H100ZM116 32V31H115ZM191 32V31H190ZM196 32V31H195ZM198 32H200V30L198 31ZM202 32V31H201ZM208 32V31H207ZM217 32V31H216ZM229 32H230V29H229ZM261 32V31H260ZM117 33V32H116ZM125 33V35H127ZM223 33V32H222ZM231 33V32H230ZM249 33H250V31H249ZM256 33H258V32H256ZM263 33V32H262ZM74 34V33H73ZM100 34V36H101V33H99ZM132 34H133V32H132ZM140 34V33H139ZM144 34H145V32H144ZM195 34H197V33H195ZM211 34V33H210ZM214 34V33H213ZM212 34V35H213ZM248 33H246V35H247ZM252 34H254L255 35V38H256V35L257 34H255V32L253 33L252 32ZM106 35V34H105ZM122 35V36H123ZM133 35H135V33L133 34ZM216 35L218 36L219 34H217L216 33ZM223 36H224V34H222ZM232 35V34H231ZM246 35H243V36H246ZM263 35V34H262ZM68 36V35H67ZM103 36V35H102ZM148 36V35H147ZM149 36H150V34H149ZM209 36V35H208ZM207 36V37H208ZM219 36H221V35H219ZM228 35H226V37H227ZM249 36H251V35H248V37ZM258 36V35H257ZM117 37V36H116ZM119 37V36H118ZM124 37V36H123ZM126 37H128V36H126ZM132 37V36H131ZM131 37H130V40H131ZM188 37V36H187ZM194 38H195V35L193 36ZM214 37V36H213ZM212 37V38H213ZM228 37H232V36H228ZM238 37V38H239ZM247 37V36H246ZM252 37V36H251ZM260 37V36H259ZM75 38V37H74ZM103 38V37H102ZM139 38V37H138ZM189 38V37H188ZM198 38V37H197ZM204 38V37H203ZM211 38V41H213V39ZM219 38V37H218ZM217 38V39H218ZM252 38H254V37H252ZM254 38V39H255ZM99 39V38H98ZM101 39V38H100ZM118 39V38H117ZM125 39V38H124ZM129 39V38H128ZM128 39H127V42H128ZM133 40H134V38H132ZM208 39V38H207ZM216 39V38H215ZM229 39H231V38H229ZM257 39V38H256ZM95 40V39H94ZM106 40V39H105ZM104 40V41H105ZM133 40H131V41H133ZM139 40V39H138ZM137 40V41H138ZM142 40V39H141ZM141 40H140V42H138L139 43V48H140V43H141ZM144 40V39H143ZM148 40V39H147ZM189 40V39H188ZM198 39H195V41H197ZM223 39H221V41H222ZM227 40V39H226ZM240 40V38L238 39V41ZM244 40V39H243ZM249 40V39H248ZM103 41V42H104ZM122 41H124L123 40V38H122ZM194 41V44L192 45V47L193 48H200L199 47V45H198V43H196ZM200 41H202V38L200 39ZM210 41V40H209ZM229 41V40H228ZM233 41L234 42H236L235 41V39L233 38ZM232 41V42H233ZM241 41V40H240ZM102 42V41H101ZM124 42H126V41H124ZM123 42V43H124ZM227 42V41H226ZM230 42H231V40H230ZM230 42H227L226 44L227 45H229V43ZM253 42H254V40H253ZM252 42V43H253ZM264 42V41H263ZM93 43H94V41H93ZM97 43V42H96ZM114 43L116 44V42L114 41ZM145 43V42H144ZM143 43V44H144ZM200 43V42H199ZM206 43V42H205ZM216 43H219L218 41L216 42ZM239 43V42H238ZM238 43H231L232 45H229V46H227L226 45V47L224 48V50L223 49H221V47H218V46H216V47H218V48H220L222 51H220V53L218 52V48L215 50V45L214 44H212V46L214 45V47H213V49L211 48V47H208V45H207V48H208V50H205V53H207L208 55H206L205 53H203L204 54V56L206 57V58H202V57H204V56H199V50L200 49H195V51H189V50H191L190 48H189V50H188V52H189V58H188V65L189 66H191L190 68H191V70L193 69V71H195L190 77H188V76H185V75H187L188 74V72H187V74H182V75H177L176 77L177 78H175V81L174 80H172V81H174V82H176V85L178 84V86H180L181 85V87H183L184 88V93H186L188 96H197L198 94L199 95H201L204 91H206L207 89H211L210 88V86L214 83L213 81V79H214V77H215V75H216V73L214 74V72H215V70H217V69H215L216 67L218 68L219 67V69H221L220 67V63H221V61L225 58L226 59V61H227V56H234V57H236V54H239L238 56H240L241 54H243V52L240 54V53H238V52H241L240 50H242V51H245L244 49H246L247 47H249V49L248 50H250L251 48H256L257 49V46L255 47V45H254V43H253V47L251 46V44L249 45L248 44V46L245 44V41H244V44H242V45H245L246 46V48H245V46H241V48H240V44H238ZM249 43H251V42H249ZM258 43V42H257ZM127 44V43H126ZM135 44V43H134ZM201 44H203L204 45V43L203 42H201ZM200 44V45H201ZM222 44V43H221ZM261 44V43H260ZM74 45V44H73ZM95 45V44H94ZM119 45H120V43H119ZM145 45H146V43H145ZM202 45V46H203ZM225 45V44H224ZM87 46V45H86ZM118 46V45H117ZM136 46V45H135ZM184 46V45H183ZM205 46V45H204ZM210 46V45H209ZM221 46V45H220ZM251 46V47H250ZM264 46V43H263V45H261L260 47H261V49H262V47ZM77 47V46H76ZM88 47V46H87ZM132 47V46H131ZM206 47V46H205ZM205 47H203L204 49H205ZM224 47V46H223ZM244 47V48H243ZM260 47H259V49H260ZM93 48V47H92ZM96 48V47H95ZM95 48H93V49H95ZM106 48V47H105ZM129 48V47H128ZM136 48V47H135ZM138 48V51H136V52H140L139 49ZM143 48H144V46H143ZM146 48V47H145ZM144 48V49H145ZM148 48V47H147ZM264 48V47H263ZM86 50H87V52L90 54L92 51H88V49L89 48H85ZM98 49V48H97ZM219 49V50H220ZM76 50V49H75ZM83 50H84V48H83ZM89 50H91V49H89ZM100 50V49H99ZM108 50V49H107ZM115 50V49H114ZM113 50V51H114ZM119 50V49H118ZM130 50V49H129ZM141 50H142V48H141ZM147 50V49H146ZM192 50H194V49H192ZM202 50V49H201ZM247 50V49H246ZM252 50H255V49H252ZM251 50V51H252ZM85 51V50H84ZM102 51V50H101ZM120 51V50H119ZM123 51V50H122ZM126 51V50H125ZM143 51V50H142ZM140 52V54H143V52ZM158 51V50H157ZM76 52V51H75ZM82 52V51H81ZM96 52H97V50H96ZM124 52V51H123ZM128 52H132V51H128ZM151 52V51H150ZM191 52V53H190ZM247 52V51H246ZM245 52V53H246ZM262 53L261 51L260 52H258V50H255V51H252V53ZM78 53V52H77ZM79 53H80V51H79ZM79 53H78V55H79ZM95 52H93V54H94ZM108 53V52H107ZM117 53V52H116ZM129 53V54H130ZM157 53H159V52H157ZM248 53H250V51L248 52ZM85 55H86V57H88L87 55V53H84ZM93 54H91V56L93 55ZM124 54V53H123ZM126 54V53H125ZM128 54V53H127ZM134 54V53H133ZM132 54V55H133ZM147 54H150V53H147ZM146 54V55H147ZM161 54V53H160ZM71 55V56H70ZM74 55H76V54H74L73 53V56ZM84 55V56H85ZM97 55V54H96ZM104 55V54H103ZM103 55H101V57L103 56ZM157 55V54H156ZM179 55V54H178ZM201 55H202V53H201ZM244 55V54H243ZM247 55V54H246ZM252 55V54H251ZM256 55V54H255ZM263 55V54H262ZM77 56V55H76ZM80 56V55H79ZM82 56H83V52H82ZM81 56V57H82ZM90 56V57H91ZM107 56V55H106ZM116 56H117V54H116ZM126 56V55H125ZM129 56H131V55H129ZM135 56H138V54L137 55H135ZM141 56V55H140ZM143 56V55H142ZM150 56H151V54H150ZM242 56V55H241ZM240 56V57H241ZM250 56V55H249ZM253 56V55H252ZM259 56H261V54L259 55ZM264 56V55H263ZM262 56V57H263ZM78 57V56H77ZM81 57H79V59H80V61L82 60L81 59ZM90 57H89V59L88 60H90ZM98 57V56H97ZM101 57H100V59H101ZM119 57V56H118ZM117 57V58H118ZM121 57H122V59H123V55H121ZM133 57H134V55H133ZM139 57V56H138ZM157 57V56H156ZM198 57V58H197ZM201 57V58H200ZM239 57V58H240ZM245 57V56H244ZM244 57H242V58H244ZM73 59H75L76 57L74 56V57H72ZM99 58V57H98ZM115 58V57H114ZM130 58V57H129ZM128 57L126 58V59H129ZM135 58V57H134ZM137 58V57H136ZM142 58V57H141ZM148 58V57H147ZM146 58V59H147ZM150 58V57H149ZM187 58V57H186ZM195 58H197V59H195ZM229 58H232V57H229ZM238 57H236V59H237ZM238 58V59H239ZM103 59V58H102ZM121 59V60H122ZM125 59V61H127ZM131 59H132V57H131ZM130 59V60H131ZM138 59V58H137ZM137 59H136V61H137ZM145 59V58H144ZM154 59V58H153ZM158 59V58H157ZM204 59V60H203ZM225 59H224V61H225ZM235 59V58H234ZM262 59V58H261ZM70 60V61H69ZM85 60H87L86 58H85ZM84 60V58H83V60L81 61V62H83V61H85ZM88 60H87V63H88ZM104 60V59H103ZM102 60V61H103ZM114 60V59H113ZM120 60V59H119ZM134 60V59H133ZM187 60V59H186ZM243 60V59H242ZM100 61V60H99ZM105 61V60H104ZM111 61H112V59H111ZM123 61H124V59H123ZM135 61V62H136ZM150 61V60H149ZM153 61V60H152ZM151 61V62H152ZM172 61V60H171ZM225 61V62H226ZM234 61V60H233ZM240 61H241V59H240ZM239 61V62H240ZM245 61V60H244ZM74 62H76V61H73V63ZM101 62V61H100ZM115 62V61H114ZM114 62H112V64L114 63ZM129 62V61H128ZM145 62V61H144ZM154 62H155V60H154ZM162 62V61H161ZM175 62V61H174ZM182 62V61H181ZM230 61H228V63H229ZM260 62V61H259ZM261 62H262V60H261ZM104 63V62H103ZM110 63V62H109ZM108 63V64H109ZM131 64H132V61L130 62ZM133 63H134V61H133ZM138 63V62H137ZM137 63H135L134 65H136L137 66ZM141 63H143V62H141ZM153 63V62H152ZM170 63V62H169ZM173 62H171V64H172ZM177 63V62H176ZM175 63V64H176ZM185 63V62H184ZM222 63H224V62H222ZM228 63L226 62V64L228 65ZM234 63V62H233ZM78 64V63H77ZM83 64V63H82ZM85 64H86V61H85ZM84 64V65H85ZM100 64V63H99ZM98 64V65H99ZM120 64H121V62H120ZM139 64V63H138ZM174 64V65H175ZM226 64H225V66H226ZM239 64V63H238ZM260 64H262V63H260ZM73 65V64H72ZM74 65H75V63H74ZM74 65H73V68H74ZM80 65V64H79ZM84 65H82V66H84ZM86 65H88V64H86ZM109 65H111V64H109ZM109 65H106V66H109ZM118 65V64H117ZM116 65V66H117ZM128 65V64H127ZM143 66H145L144 64H142ZM151 65V64H150ZM264 65V64H263ZM67 66H66V68H67ZM75 66H77V65H75ZM90 66V65H89ZM100 66V65H99ZM103 66V65H102ZM112 67H114V64L113 65H111ZM110 66V67H111ZM129 66V68H130V64L128 65ZM133 66V65H132ZM131 66V67H132ZM151 66H153V65H151ZM164 67L166 66V65H163ZM176 67H177V65H175ZM222 66H223V64H222ZM232 66V65H231ZM248 66V65H247ZM78 67H81V65L80 66H78ZM91 67V66H90ZM97 67V66H96ZM118 67H120V66H118ZM117 67V68H118ZM125 67H127V66H125ZM139 67H140V64H139ZM142 67V66H141ZM140 67V68H141ZM158 67V66H157ZM260 67V66H259ZM263 67V66H262ZM76 68V67H75ZM82 68V67H81ZM92 68V67H91ZM107 68V67H106ZM105 68V69H106ZM128 68V70H127V68L125 69V70H127L128 71V73H131V76H132V71H131V69H129ZM134 68H136L135 66H134ZM133 68V69H134ZM140 68H139V71H141L140 70ZM146 68V67H145ZM177 68H179V67H177ZM69 69V68H68ZM83 69H84V67H83ZM88 69H89V67H88ZM94 69H96V68H94ZM108 69V68H107ZM116 69V68H115ZM120 69V68H119ZM118 69V70H119ZM132 69V70H133ZM142 69V68H141ZM159 69V68H158ZM165 69V68H164ZM163 69V70H164ZM168 69V68H167ZM175 69V68H174ZM235 69V68H234ZM67 72L69 71V70H67V69H65ZM72 70V69H71ZM70 70V71H71ZM75 70V69H74ZM81 70V69H80ZM79 70V71H80ZM108 70H110V69H108ZM117 70V69H116ZM117 70V71H118ZM124 70V71H125ZM131 72H130V71ZM135 70V69H134ZM138 70V69H137ZM137 70H136V72H137ZM166 70V69H165ZM164 70V71H165ZM170 69H168V71H169ZM178 70V69H177ZM188 70V69H187ZM222 70V69H221ZM237 70V69H236ZM257 70V69H256ZM262 70V69H261ZM60 71V72H59ZM69 71V72H70ZM84 71V70H83ZM88 71V70H87ZM90 71H92V70H90ZM119 71H123V70H119ZM127 71H125L126 72V74H127ZM152 71V70H151ZM182 72H183V69L181 70ZM180 70H179V72H181ZM212 71V72H211ZM214 71V72H213ZM230 71V70H229ZM259 71H260V69H259ZM258 71V72H259ZM262 71H264V69L262 70ZM68 72V73H69ZM72 72V71H71ZM98 72H99V70H98ZM133 72H135V71H133ZM135 72V73H136ZM142 72V71H141ZM146 72V71H145ZM150 72V71H149ZM149 72H147V73H149ZM171 72H173L172 70H171ZM171 72H168L167 74L169 75V74H171ZM174 72H176V71H174ZM178 72V73H179ZM181 72V73H182ZM190 72V71H189ZM257 72V73H258ZM66 73V72H65ZM75 73H77L76 71H75ZM106 72H104V74H105ZM118 73V72H117ZM135 73H133V75H135ZM138 73H140V72H138ZM138 73H136V75L138 76L139 74ZM154 73V72H153ZM152 73V74H153ZM181 73H179V74H181ZM211 73V74H210ZM223 73V72H222ZM245 73V72H244ZM253 73H254V71H253ZM261 73V72H260ZM264 73V72H263ZM56 75V77H59V75ZM64 74V73H63ZM72 74H74V73H72ZM89 74V73H88ZM95 74V73H94ZM93 74V75H94ZM99 74H100V72H99ZM102 75H103V73H101ZM100 74V75H101ZM114 74V73H113ZM120 74V73H119ZM141 74V73H140ZM151 74V73H150ZM174 74V73H173ZM173 74H171V75H173ZM212 74L214 75V77L212 76ZM247 74V73H246ZM249 74V73H248ZM252 74V73H251ZM250 74V75H251ZM255 74V73H254ZM254 74H253V76H254ZM101 75V76H102ZM112 75V74H111ZM122 75V74H121ZM135 75V76H136ZM147 75H149V74H146V76ZM163 75H164V72H163ZM233 75V74H232ZM256 75V74H255ZM258 75V74H257ZM65 76V75H64ZM69 76V75H68ZM76 76V75H75ZM90 76H92V74L90 75ZM89 76V77H90ZM96 76V75H95ZM99 76V75H98ZM117 76V75H116ZM128 76H130L129 74H128ZM134 76V77H135ZM150 76V75H149ZM155 76V75H154ZM217 76V75H216ZM66 77V76H65ZM85 77V76H84ZM100 77V76H99ZM104 77V76H103ZM111 77V76H110ZM122 77V76H121ZM125 77V76H124ZM170 77V76H169ZM173 77V79H174V77L175 76H172ZM221 77V76H220ZM256 77H258V78H260L259 76H256ZM255 77V78H256ZM64 78V77H63ZM62 78V79H63ZM68 78V77H67ZM73 78H74V76H73ZM72 78V79H73ZM93 78H95V77H93ZM102 78V77H101ZM112 78H114V77H112ZM130 78H133V76L132 77H130ZM129 78V79H130ZM137 78V77H136ZM141 78V77H140ZM152 78V77H151ZM161 78V77H160ZM254 78V77H253ZM255 78H254V80H255ZM262 79H264L263 77H261ZM260 78V79H261ZM54 79V80H53ZM127 79V78H126ZM154 79V78H153ZM171 79V78H170ZM215 79H217V78H215ZM257 79V78H256ZM261 79V80H262ZM58 80H60V79H58ZM68 80V79H67ZM110 80H112V79H110ZM116 80V79H115ZM114 80V81H115ZM124 80V79H123ZM149 80H151V79H149ZM221 80V79H220ZM258 80V79H257ZM75 81V80H74ZM91 81V80H90ZM129 81V80H128ZM159 81V80H158ZM171 81V80H170ZM171 81V83H173ZM216 81H218V80H216ZM215 81V82H216ZM264 81V80H263ZM67 81H65V83H66ZM108 82V81H107ZM132 82V80L130 81V83ZM135 82H136V79H135ZM141 82V81H140ZM262 81H260V83H261ZM62 83V82H61ZM74 83V82H73ZM84 83V82H83ZM138 83V82H137ZM148 83V82H147ZM152 83V82H151ZM54 84V83H53ZM58 85H59V83H57ZM69 84V83H68ZM68 84H67V86H68ZM89 83H87V85H88ZM105 84V83H104ZM108 84V83H107ZM106 84V85H107ZM155 84H157V83H155ZM262 85H263V83H261ZM49 85V86H48ZM57 85V86H58ZM63 85V84H62ZM65 85V84H64ZM90 85V84H89ZM101 85V84H100ZM130 85V84H129ZM144 85V84H143ZM158 85V84H157ZM174 85V84H173ZM214 86L216 85L215 83L213 84ZM66 86V87H67ZM70 86V85H69ZM96 86V85H95ZM147 86V85H146ZM151 86V85H150ZM175 86V85H174ZM50 87H52V86H50ZM61 87V86H60ZM64 87V86H63ZM66 87H65V89H66ZM84 87V86H83ZM105 87V86H104ZM128 87V86H127ZM143 87V86H142ZM141 87V88H142ZM161 87V86H160ZM213 87V86H212ZM217 87V86H216ZM55 88V87H54ZM57 88V87H56ZM148 88V87H147ZM50 89V88H49ZM49 89H48V91H49ZM60 89V88H59ZM69 89V88H68ZM86 89H87V87H86ZM100 89V88H99ZM179 89V88H178ZM93 90V89H92ZM101 90V89H100ZM99 90V91H100ZM102 90H104V88L102 89ZM109 90H111V89H109ZM161 90V89H160ZM47 91V92H48ZM58 91H60V90H58ZM91 91V90H90ZM144 91H146V90H144ZM159 91V90H158ZM180 91V90H179ZM209 91V90H208ZM208 91H206L205 93H207ZM46 92V93H47ZM52 92V91H51ZM61 92H62V89H61ZM64 92V91H63ZM70 92V91H69ZM95 92V91H94ZM93 92V93H94ZM97 92V91H96ZM109 92V91H108ZM116 92V91H115ZM157 92V91H156ZM169 92V91H168ZM177 91H175V93H176ZM210 92V91H209ZM208 92V93H209ZM44 93H43V95H44ZM58 93V92H57ZM144 93V92H143ZM146 93V92H145ZM159 93V92H158ZM161 93V92H160ZM165 93V92H164ZM171 93V92H170ZM169 93V94H170ZM201 93V94H200ZM50 94V93H49ZM63 94V93H62ZM66 94V93H65ZM68 94V93H67ZM104 94V93H103ZM111 94V93H110ZM149 94H151V93H149ZM185 94V95H186ZM46 96H47V94H45ZM55 95V94H54ZM53 95V96H54ZM60 95V94H59ZM76 95V94H75ZM101 95V94H100ZM105 95V94H104ZM120 94L118 93V96H119ZM140 95V94H139ZM168 95V94H167ZM164 96L165 98L166 97H168V96ZM171 95V94H170ZM175 95H177V94H175ZM180 95V94H179ZM211 95V94H210ZM61 96V95H60ZM73 96V95H72ZM134 96V95H133ZM140 96H142V95H140ZM147 96V95H146ZM180 96H182V95H180ZM178 97V98H181V97ZM57 97H59V96H57ZM97 97V96H96ZM111 97H112V95H111ZM139 97V96H138ZM154 97V96H153ZM201 97V96H200ZM120 98H121V96H120ZM177 98V99H178ZM185 98H187V97H185ZM69 99V98H68ZM99 99V98H98ZM148 100H149V98H147ZM183 100H184V98H182ZM194 99V98H193ZM197 99V98H196ZM205 99V98H204ZM50 100V99H49ZM57 100V99H56ZM112 100V99H111ZM121 100V99H120ZM160 100V99H159ZM166 100H168V98L166 99ZM181 100V99H180ZM190 100V99H189ZM199 100V99H198ZM58 101V100H57ZM61 101V100H60ZM113 101V100H112ZM124 101V100H123ZM138 101V100H137ZM141 101V100H140ZM186 101H188V100H186ZM54 102V101H53ZM98 102L100 103V101L98 100ZM122 102V101H121ZM155 102V101H154ZM190 102V101H189ZM191 102H192V100H191ZM199 102V101H198ZM45 103V102H44ZM69 103V102H68ZM151 103V102H150ZM216 103V102H215ZM221 103V102H220ZM43 104V103H42ZM48 104V103H47ZM54 104V103H53ZM60 104V103H59ZM148 104H149V102H148ZM147 104V105H148ZM157 104V103H156ZM181 104V103H180ZM211 104V103H210ZM209 104V105H210ZM219 104V103H218ZM218 104H215L216 106L218 105ZM52 105V104H51ZM65 105V104H64ZM150 105V104H149ZM152 105V104H151ZM190 105V104H189ZM212 105V104H211ZM214 105V106H215ZM224 105V104H223ZM237 106H238V104H236ZM57 106V105H56ZM63 106V105H62ZM101 106V105H100ZM219 106V105H218ZM227 106V105H226ZM225 106V107H226ZM239 106H240V104H239ZM43 107V106H42ZM220 107V106H219ZM219 107H218V109H219ZM221 107H223V115H222V113H221V115H219L218 114V117H220L221 116V118H218V122H217V124L222 120L223 121V118L225 119V121H223L222 123L220 122V124H222L223 126H222V130H221V127H219L220 128V130L222 131V133H223V130L225 131L224 132V134H221V132H220V130L218 129V132H220L219 133V135L218 136H220V134L223 136V135H231V133L229 134V132H228V130H227V126L226 125H228V123H232V121H230V115H229V113L231 112H229L228 114H227V117H228V119L226 120V118L227 117H224V116H226V114H225V107L224 106H222L221 105ZM220 107V108H221ZM231 107V106H230ZM230 107H226V110H228V109H230ZM233 108L235 107V109H236V106H232ZM231 107V108H232ZM121 109V108H120ZM208 109V111H209V108H207ZM218 109H217V112H218ZM238 109H239V107H238ZM237 109V110H238ZM241 109V108H240ZM242 109H243V107H242ZM55 110V109H54ZM118 110V109H117ZM193 110V109H192ZM214 110V109H213ZM221 110H219V111H221ZM231 110V109H230ZM244 110H246V109H244ZM243 110V111H244ZM45 111V110H44ZM50 111V110H49ZM119 111V110H118ZM173 111V110H172ZM189 111V110H188ZM239 111H241V110H239ZM248 111V110H247ZM243 112L244 114H248V112ZM249 111H251V109H249ZM177 112V111H176ZM183 112V111H182ZM216 112V110H215V113H217ZM238 113L237 115H236V113ZM235 112L233 111V113L235 114V116H238V119L240 118L239 116H241L240 115V113L239 112H237L236 110H235ZM242 112V111H241ZM253 112V111H252ZM258 112V111H257ZM56 113V112H55ZM58 113V112H57ZM61 113V112H60ZM116 113V112H115ZM120 113V112H119ZM179 113V112H178ZM188 113H190V111L189 112H187V113H185V114H188ZM192 113V112H191ZM210 114H211V112H209ZM215 113H212L211 115H213L214 114V116H217V115H215ZM243 113H241L242 114V116L244 115ZM172 114H175V115H177L176 113H172ZM180 114V113H179ZM183 114V113H182ZM234 114L233 115H231V117H232V120H233V116H234ZM260 114H261V112H260ZM263 114V113H262ZM63 115V114H62ZM102 115V114H101ZM169 115V114H168ZM184 115V114H183ZM206 115H208V114H206ZM229 115V116H228ZM249 115L251 116V115H253L251 112H249ZM264 115V114H263ZM262 115V116H263ZM51 116H52V112H51ZM172 117V119H171V117ZM169 117H168V119L170 118L171 120H176L177 122H179L178 120L179 119H181L180 117H182V116H180L179 115V118H178V116H177V118L176 117H174L173 118V116L174 115H170ZM189 116V115H188ZM201 116V115H200ZM204 116V115H203ZM210 116V115H209ZM213 116V117H214ZM245 116V115H244ZM247 116V115H246ZM249 116V117H250ZM261 116V115H260ZM261 116V117H262ZM198 117V116H197ZM207 117V116H206ZM212 117V116H211ZM210 117V118H211ZM223 117V118H222ZM248 117V119H246V120H249L250 118ZM264 117V116H263ZM46 118V117H45ZM52 118V117H51ZM50 118V119H51ZM58 118V117H57ZM208 119H209V121H211V120H213L214 122H216L217 121V117L215 118H213V119H211L210 120V118L209 117H207ZM206 118V121L208 120ZM237 118V117H236ZM252 118V117H251ZM254 118H255V116H254ZM253 118V120L251 121V123L253 122V121H255V119ZM43 119V118H42ZM65 119V118H64ZM102 119V118H101ZM118 119V118H117ZM169 119V120H170ZM183 119V118H182ZM197 119H200V118H197ZM204 118L202 117V120H203ZM261 119V118H260ZM47 120H48V118H47ZM62 120V119H61ZM74 120V119H73ZM114 120V119H113ZM184 120V119H183ZM205 120V119H204ZM203 120V124H204V122H206V121H204ZM228 120L230 121V122H228ZM237 120V119H236ZM240 120V121H239ZM237 122H241V121H244L243 120V117H241V119H239ZM245 120V121H246ZM251 120V119H250ZM264 119H262V121H263ZM49 121V120H48ZM47 121V122H48ZM54 121V120H53ZM58 121V120H57ZM66 121V120H65ZM117 121V120H116ZM154 121V120H153ZM157 121V120H156ZM180 121H182V120H180ZM201 121V120H200ZM213 121H211V122H209V123H212V124H210L209 125V123L207 124V123H205V127L204 128H206V126L207 125H209L208 127H210V126H212L213 124H214V122ZM235 121V118H234V120H233V122ZM169 122V121H168ZM192 122V121H191ZM193 122H195V121H193ZM208 122V121H207ZM237 122H236V124H237ZM51 123V122H50ZM58 123V122H57ZM62 123V122H61ZM159 123V122H158ZM161 123V122H160ZM170 123V122H169ZM172 124H175L174 122H171ZM185 123H187V121L185 122ZM201 123V122H200ZM200 123H199V125H200ZM245 123V122H244ZM243 122L242 123H240V124H238V125H236L235 126V123H234V127L235 128H237V132L239 133V135H240V130H239V127H240V125H241V127L243 126L242 124H244ZM262 125H264L263 123L264 122H260ZM45 124V123H44ZM69 124V123H68ZM76 124H78V123H76ZM104 124H106V123H104ZM151 124V123H150ZM184 124V123H183ZM202 124V125H203ZM207 124V125H206ZM217 124H215V125H217ZM220 124H218L217 125V127L218 126H220ZM253 124V123H252ZM256 124V123H255ZM43 125V124H42ZM57 125V124H56ZM66 125V124H65ZM71 125H73L72 123L70 124V125H67L68 127H71ZM158 125V124H157ZM162 125V124H161ZM212 126L213 128L214 127H216V126ZM226 127H225V126ZM248 125V124H247ZM246 125V126H247ZM61 125L59 124V127H60ZM67 126H65V127H67ZM74 126V125H73ZM81 126V125H80ZM79 126V127H80ZM153 126V125H152ZM155 126V125H154ZM159 126V125H158ZM190 126H191V124H190ZM194 126V125H193ZM231 126H233L232 124L231 125H229V128L228 129H230L231 128ZM249 127H250V125H248ZM247 126V128L246 129H248V131H249V127ZM259 126V125H258ZM261 126V125H260ZM41 127L43 128L42 130H41ZM57 127H58V125H57ZM56 127V128H57ZM64 127V124H63V127H61V128H63V129H60V130H64V132L63 131H61V133H59V135L57 134V132H59L58 130H57V132H55L56 131V129L54 130V133H53V136L54 135H56L58 138H57V140H59L61 137H60V134H61V136H62V138L61 139H63L64 138V135H65V141L66 140H69V139H71V137H73L74 138V135L73 134H75L76 133V131H75V133H73V131H74V128L73 127H71V128H73V130L72 129H70V128H66V129H64L65 128ZM76 127V126H75ZM78 127V128H79ZM83 127H84V125H83ZM157 127V126H156ZM161 127V126H160ZM159 127V128H160ZM176 127V126H175ZM196 127V126H195ZM211 127V129H213ZM224 127V128H223ZM233 127V128H234ZM240 127V129H242ZM46 128V127H45ZM155 128V127H154ZM193 128V127H192ZM202 128V127H201ZM233 128H231L232 129V131L234 130ZM251 128H253L254 129V127H253V125L251 126ZM250 128V129H251ZM260 128V127H259ZM49 129V128H48ZM190 129V128H189ZM195 129V128H194ZM207 129V128H206ZM205 129V130H206ZM231 129L229 130L230 132H232L231 131ZM253 129H251V130H253ZM53 130V129H52ZM75 130H77V129H75ZM156 130H157V128H156ZM200 129H198V131H199ZM204 130V129H203ZM204 130V131H205ZM208 130V129H207ZM256 130H258V128L256 127ZM78 131H79V129H78ZM81 131V130H80ZM158 131H160V130H158ZM157 131V132H158ZM210 131V130H209ZM217 131V130H216ZM235 131V130H234ZM235 131V132H236ZM242 132H243V129L241 130ZM253 131H255V130H253ZM45 132V131H44ZM62 132H63V134H62ZM199 132H202L201 130L199 131ZM241 132V133H242ZM251 133H252V131H250ZM250 132H248V134L250 133ZM80 133V132H79ZM83 133V132H82ZM164 133V132H163ZM203 133V132H202ZM206 133H207V131H206ZM225 133H228V134H225ZM232 133H234V132H232ZM256 133V131L254 132V134ZM264 133V132H263ZM77 134V133H76ZM160 134V133H159ZM204 134H205V132H204ZM218 134V133H217ZM235 134V133H234ZM242 134H244V133H242ZM241 134V135H242ZM245 134H246V132H245ZM73 135V136H72ZM85 135V134H84ZM161 135V134H160ZM202 135V134H201ZM208 135V134H207ZM237 135V134H236ZM235 135V136H236ZM238 135V137L240 138V136ZM247 135V134H246ZM257 135V134H256ZM53 136L51 137V136H49L48 138H53ZM77 136H78V134H77ZM166 136V135H165ZM235 136H234V138H235ZM242 136H245V135H242ZM251 136V135H250ZM249 136V137H250ZM262 136V135H261ZM60 137V138H59ZM70 137V138H69ZM192 137H195V136H192ZM196 137H198L197 135H196ZM221 137V136H220ZM226 137V136H225ZM229 137H232V136H229ZM252 137H254V136H252ZM47 138V137H46ZM54 138H55V140H54ZM53 139H52V141H51V143H55V142H57V140H56V137H54ZM69 138V139H68ZM245 139L247 138V136L246 137H244ZM244 138L242 137V139L244 140ZM199 139V138H198ZM197 139V140H198ZM203 139V138H202ZM223 139V141H224V137L222 138ZM226 139H228V137L226 138ZM226 139H225V141L223 142V143H225L226 142ZM249 139V138H248ZM263 139V138H262ZM163 140V139H162ZM228 140H231V139H228ZM232 140H233V138H232ZM231 140V141H232ZM237 140V139H236ZM238 140H241V139H238ZM238 140L236 141V143H238V145H239V143L240 144H242L244 141H239L238 142ZM251 140H252V138H251ZM255 140V142H256V139H254ZM63 141H64V139H63ZM64 141V142H65ZM69 141H71V140H69ZM69 141H67V143L69 142ZM171 141V140H170ZM231 141H230V143H231ZM250 140H248V142H249ZM259 141H262V140H260V138H259ZM46 142V141H45ZM49 141H47L46 143L47 144H49L48 143ZM59 142V141H58ZM61 142H62V140H61ZM75 142V141H74ZM198 142V141H197ZM200 142V141H199ZM263 142H264V140H263ZM263 142H261V143H263ZM53 143V145H55ZM66 143V144H67ZM73 143V142H72ZM171 143V142H170ZM203 143V142H202ZM226 143H228V144H230L229 143V141H227ZM246 143V140H245V142H244V144ZM254 143V142H253ZM253 143H251V144H253ZM42 144V145H41ZM46 144V145H47ZM57 144H59V143H57ZM69 144H70V142H69ZM68 144V145H69ZM201 144V143H200ZM234 144V143H233ZM243 144V146H242V148H244V145ZM250 144V142L249 143H247V145H248V147H250L251 148V144ZM257 144V143H256ZM49 145H51V144H49ZM53 145H52V147H53ZM163 145V144H162ZM197 145V144H196ZM254 145V144H253ZM260 145V144H259ZM263 145V144H262ZM48 146V145H47ZM64 146V145H63ZM168 146V145H167ZM204 146V145H203ZM229 146V145H228ZM233 145L232 144H230V147H232ZM236 146V145H235ZM58 147H60V146H58ZM68 147V146H67ZM207 147V146H206ZM205 147V148H206ZM224 147H226V146H224ZM230 147H229V150H230ZM240 147V146H239ZM247 146H245V148H246ZM253 147V146H252ZM263 147H264V145H263ZM44 148V147H43ZM204 148V149H205ZM237 148V147H236ZM249 148V149H250ZM254 148H256V146L254 147ZM258 148V147H257ZM204 149L202 150V151H204ZM208 149V148H207ZM241 149V148H240ZM56 150V149H55ZM206 150V149H205ZM232 150H234V147H233V149ZM236 150H238L239 151V149L237 148ZM51 151H53V150H51ZM59 151V150H58ZM68 151H69V149H68ZM208 151V150H207ZM226 151H227V148H226ZM235 151V150H234ZM241 151V150H240ZM245 151V150H244ZM252 152H253V149L251 150ZM260 151V150H259ZM262 151V150H261ZM57 152V151H56ZM229 152V151H228ZM236 152V151H235ZM258 152V151H257ZM66 153H67V151H66ZM74 153V152H73ZM73 153H72V155H73ZM203 153V152H202ZM227 153V152H226ZM241 153V152H240ZM43 154V153H42ZM63 154V153H62ZM253 154V153H252ZM261 154H262V152H261ZM264 154V153H263ZM68 155V154H67ZM205 156V155H204ZM256 156H258V154L256 155ZM70 157H71V155H70ZM60 158V157H59ZM63 158V157H62ZM76 158V157H75ZM254 158H256V157H254ZM253 158V159H254ZM258 158V157H257ZM260 158V157H259ZM207 159V158H206ZM252 159V158H251ZM262 159V158H261ZM67 160V159H66ZM75 160V159H74ZM47 161V160H46ZM63 161L65 162V160H64V158H63ZM206 161V160H205ZM261 161V160H260ZM71 161H69V163H70ZM51 164H53L54 165V163L53 162H50ZM64 164H67V163H64ZM83 164V163H82ZM258 164V163H257ZM262 164V163H261ZM49 165V164H48ZM52 165V166H53ZM56 165V164H55ZM63 165V164H62ZM67 166V165H66ZM43 167V166H42ZM58 167V166H57ZM50 168V167H49ZM84 168V167H83ZM259 168V167H258ZM51 169V171H52V168H50ZM55 169V168H54ZM59 169V168H58ZM262 169V168H261ZM259 169H257V171H258ZM53 172V171H52ZM58 172V171H57ZM261 172V171H260ZM252 173V172H251ZM259 173V172H258ZM262 173V172H261ZM253 174V173H252ZM252 174H249V175H252ZM256 175V174H255ZM28 176V175H27ZM40 176V175H39ZM38 176V177H39ZM45 176V175H44ZM250 177V176H249ZM252 177V176H251ZM264 177V176H263ZM27 178V177H26ZM28 178H30V176L28 177ZM41 177H39V179H40ZM255 179V178H254ZM259 179V178H258ZM54 180V179H53ZM52 180V181H53ZM260 180V179H259ZM41 181V180H40ZM52 181H51V183H52ZM55 181V180H54ZM255 181V180H254ZM50 182V181H49ZM249 182H251V181H249ZM257 182H258V180H257ZM28 183H31L30 181L28 182ZM51 183H50V185H51ZM55 183V182H54ZM59 183V182H58ZM39 184V188L37 187V185ZM57 184V183H56ZM58 185H60V184H58ZM99 184H97V186H98ZM25 186V187H24ZM33 186H36L38 189H36V187H33ZM48 186H49V184H48ZM53 186V185H52ZM92 185H90V187H91ZM100 186H102V185H100ZM54 187V188H53ZM53 187H51V190L53 191V190H55L56 189V192L55 191H53L54 193H55V195L58 193L57 192V190L58 191H60V192H62L63 190L64 191H66V192H63V193H58L57 195V197L56 196H54V199H53V197L52 198H50V200L48 199V201H53V202H55L54 204H56V203H58V204H60V206L61 205H65L64 207H66V209L68 208V209H70V211L72 212V210H74L73 208H72V210H71V207L72 206H74L75 205V202H76V200L78 201V200H80V199H76V200H74V198H72V195L74 196V193L73 192H71V190L69 191V189H66L65 190V188H67V187H65V186H63V189H62V187H56V186H53ZM108 187H111V186H108ZM107 187V188H108ZM114 187V186H113ZM112 187V188H113ZM253 187V186H252ZM26 188V189H25ZM36 190H35V189ZM43 188V187H42ZM61 188V189H60ZM98 188V187H97ZM21 189V190H20ZM25 189V190H24ZM60 189V190H59ZM72 189V188H71ZM88 189V188H87ZM86 189V190H87ZM104 189V188H103ZM103 189H101V187H99V190L101 191H103ZM115 188H113V190H114ZM118 189V188H117ZM117 189L115 190V191H117ZM20 190V191H19ZM48 190H50V188L48 189ZM68 190V191H67ZM85 190V192L86 193H89V191H90V188L88 189L89 191L87 192ZM72 191H73V189H72ZM97 191V190H96ZM107 191V190H106ZM109 191L110 190H108L107 192V194H109ZM120 191V190H119ZM37 192V193H36ZM52 192V193H53ZM73 193V194H70V193ZM105 191H103V193H104ZM29 194V195H27V194ZM36 195H35V194ZM45 193V192H44ZM54 193H53V195H54ZM78 193V192H77ZM93 193V192H92ZM46 194V193H45ZM48 194V193H47ZM76 194V193H75ZM101 194L102 193H100V196H101ZM112 194H114V193H112ZM118 194H120V192L118 193ZM18 195V196H17ZM27 195V196H26ZM35 195V196H34ZM51 195V194H50ZM87 195V194H86ZM89 195H91V193H89ZM103 196H104V194H102ZM115 195V194H114ZM248 195V194H247ZM30 198H29V197ZM33 196H34V199H35V201H33L34 199H32L33 198ZM76 196V195H75ZM74 196V197H75ZM99 196V197H100ZM50 197V196H49ZM79 197H81L80 195H79ZM87 197H90V196H88L87 195ZM105 197H107V196H104L103 197V199L105 198ZM111 197H112V195H111ZM114 197V196H113ZM118 197V196H117ZM28 198V199H27ZM77 198H78V196H77ZM90 198H92V196L90 197ZM89 198V199H90ZM120 198V197H119ZM10 199V198H9ZM22 199V200H21ZM53 199V200H52ZM85 199V198H84ZM99 199H101V198H99ZM107 199H109L108 197H107ZM120 199H122V198H120ZM15 200V199H14ZM112 200V199H111ZM114 200H116V199H114ZM119 200V199H118ZM6 201V200H5ZM13 201V200H12ZM26 201H29V202H27L26 204H24ZM35 202V204H37V207L35 206V204L34 205H32V207L33 206H35L34 208H29L28 206H29V204L31 203V202ZM92 201V200H91ZM91 201L89 200V205L90 204H92L91 203ZM121 201V200H120ZM123 201V200H122ZM129 201V200H128ZM53 202H51V203H53ZM81 202V201H80ZM79 202V203H80ZM87 202V201H86ZM85 202V203H86ZM93 202V201H92ZM100 202V201H99ZM105 202V201H104ZM110 202V201H109ZM29 203V204H28ZM111 204H112V202H110ZM122 203V202H121ZM130 203V202H129ZM128 203V204H129ZM1 204V203H0ZM17 204V203H16ZM32 204V203H31ZM77 204V203H76ZM88 204V203H87ZM97 204H99V203H97ZM102 203H100V205H101ZM108 204V203H107ZM114 204V203H113ZM123 204V203H122ZM121 204V205H122ZM5 205V204H4ZM53 205V204H52ZM80 205V204H79ZM94 205V204H93ZM15 206V205H14ZM115 206V205H114ZM113 206V207H114ZM117 206V205H116ZM129 206V205H128ZM254 206V205H253ZM7 207V206H6ZM16 207V206H15ZM24 207V206H23ZM62 207V206H61ZM80 207V206H79ZM91 207V206H90ZM100 207V209L103 207V205H102V207L101 206H99ZM111 207V206H110ZM112 207V208H113ZM122 207V206H121ZM258 207V206H257ZM18 208H15V209H18ZM37 208V211H35V212H38V213H35V214H33L32 215V212L34 213V209H36ZM60 208V207H59ZM75 208H76V206H75ZM86 208V207H85ZM84 208V209H85ZM184 208V207H183ZM99 209V210H100ZM103 209V208H102ZM100 210L101 212H100V214H99V217H98V215H97V219H98V221L101 219H103V217H105L104 215H102L103 214V211L104 210ZM104 209H105V207H104ZM106 209H109V206H108V208L106 207ZM111 209V208H110ZM117 209V208H116ZM119 209H120V206H119ZM186 209V208H185ZM253 209V208H252ZM251 209V210H252ZM260 209V208H259ZM262 209V208H261ZM7 210V209H6ZM23 212H22V211ZM65 210V209H64ZM77 210V209H76ZM90 210V209H89ZM254 210V209H253ZM5 211V210H4ZM8 211V210H7ZM13 212L14 211H17V210H12ZM82 211H84V210H82ZM91 211H92V208H91ZM95 211V210H94ZM112 211H113V209H112ZM183 211V210H182ZM187 211H189V210H187ZM10 212V211H9ZM12 212V213H13ZM67 212H69L68 210H67ZM74 212H75V210H74ZM78 212V211H77ZM76 212V213H77ZM105 212V211H104ZM110 213H111V211H109ZM258 212V211H257ZM8 213V212H7ZM12 213H10V216H11V214ZM75 213V214H76ZM108 213V212H107ZM109 213V214H110ZM115 213V212H114ZM120 213V212H119ZM15 214H17V212L16 213H14L13 214V216L15 215ZM31 214V215H30ZM72 214V213H71ZM79 213H77L76 215H78ZM84 214V213H83ZM86 214H87V212H86ZM86 214H84V215H86ZM112 214V213H111ZM110 214V215H111ZM254 214H255V212H254ZM2 215V214H1ZM45 215H48V214H45ZM68 215H70V212L68 213ZM83 215V216H84ZM115 215H116V213H115ZM121 215V214H120ZM119 215V216H120ZM184 215V214H183ZM6 216V215H5ZM12 216V217H13ZM16 217H17V215H15ZM44 216V215H43ZM65 216H66V214H65ZM75 216V215H74ZM87 216V215H86ZM88 216H90V215H88ZM103 216V217H102ZM106 216H108V214L106 215ZM112 216V215H111ZM118 216V215H117ZM26 217V216H25ZM68 217V216H67ZM78 218H80V217H82V216H77ZM100 217H102V218H100ZM122 217V216H121ZM190 217V216H189ZM238 217H239V215H238ZM37 218H39L38 216H37ZM36 218V219H37ZM44 218V217H43ZM42 218V219H43ZM70 218V217H69ZM68 218V219H69ZM188 218V217H187ZM207 218V217H206ZM12 219H14V218H12ZM20 219V218H19ZM41 219V218H40ZM74 220L76 219V217L75 218H73ZM83 219V218H82ZM84 219H88V217L87 218H84ZM83 219V220H84ZM96 219V220H97ZM106 219V218H105ZM111 219V218H110ZM118 219H119V217H118ZM15 220H16V218H15ZM24 220V219H23ZM28 220V219H27ZM38 220V219H37ZM44 220V219H43ZM71 220V219H70ZM70 220H69V222H70ZM79 220V219H78ZM88 220H90V218L88 219ZM95 220V221H96ZM100 220V221H101ZM106 220H108V218L106 219ZM203 220V219H202ZM225 220V219H224ZM7 221V220H6ZM35 221V220H34ZM45 221V220H44ZM73 221V220H72ZM75 221H77V220H75ZM80 221V220H79ZM85 221V226L86 227H90V226H92V225H90L89 226V224H88V222L86 221V220H84ZM91 221V220H90ZM112 222H111V224L108 226V228H105L106 229V232H103V233H105L106 235H105V238H106V240L105 239H103L104 238V236H100L101 238H102V240H105V241H108L107 243H109V245L110 246H113V245H116V240L118 241L119 239H120V237L122 238V231H121V233H120V230H118V224L117 225H115L116 223H114L113 222V220H111ZM116 221V220H115ZM119 221V220H118ZM215 221V220H214ZM24 222H26L25 220H24ZM39 222V221H38ZM87 222V223H86ZM102 222V221H101ZM101 222H99V223H97V224H103L104 223V221H103V223H101ZM106 222V221H105ZM193 222V221H192ZM204 222V221H203ZM241 222V221H240ZM244 222H245V220H244ZM10 223V222H9ZM21 223V222H20ZM30 223V222H29ZM79 223V222H78ZM78 223H76V225H78ZM82 223H83V221H82ZM91 223V222H90ZM26 224V223H25ZM28 224V223H27ZM42 224V223H41ZM44 224V223H43ZM49 224V223H48ZM73 224V223H72ZM80 224V223H79ZM92 224V223H91ZM94 224V223H93ZM105 225H103V226H106V223H104ZM203 224V223H202ZM205 224V223H204ZM207 224V223H206ZM215 224V223H214ZM218 224H221V223H218ZM217 224V225H218ZM19 225H21V224H19ZM52 225V224H51ZM98 225V230H99V228L101 229V228H103V226L101 227V225L99 226ZM193 225V224H192ZM262 225H263V223H262ZM17 226H18V224H17ZM42 226V225H41ZM49 226V225H48ZM71 226V225H70ZM220 226V225H219ZM264 226V225H263ZM6 227V226H5ZM14 227V226H13ZM16 227V226H15ZM20 227V226H19ZM78 227V226H77ZM80 227V226H79ZM82 227V226H81ZM80 227V228H81ZM83 227H84V223H83ZM107 227V226H106ZM124 227H125V225H124ZM217 227V226H216ZM234 227V226H233ZM232 227V228H233ZM10 228V227H9ZM12 228V227H11ZM87 228V229H88ZM93 229H95L96 230V225H95V228L94 227H92ZM91 227L89 228V229H92ZM236 228V227H235ZM1 229V228H0ZM6 229V228H5ZM27 229V228H26ZM52 229V228H51ZM74 229V228H73ZM88 229V230H89ZM243 229V228H242ZM258 229V228H257ZM15 230V229H14ZM16 230H17V228H16ZM19 230H20V228H19ZM22 230V229H21ZM20 230V231H21ZM95 230H91V231H95ZM98 230H96V231H98ZM237 230V229H236ZM256 230V229H255ZM260 230V229H259ZM7 231H9V230H7ZM12 231H13V229H12ZM19 231V232H20ZM70 231V230H69ZM71 231H72V228H71ZM84 231H85V229H84ZM90 231V230H89ZM89 231H87L86 230V232H88V233H90ZM95 231V232H96ZM104 231V230H103ZM125 231V230H124ZM231 231H232V229H231ZM24 232V231H23ZM101 232V235H103L102 234V230L100 231ZM1 233V232H0ZM83 233V232H82ZM96 233H98V232H96ZM120 233V234H119ZM219 233V232H218ZM264 233V232H263ZM4 234H7L5 231H4ZM19 235V233L17 232L16 233V235ZM20 234H23L22 232L20 233ZM70 234V233H69ZM73 234V233H72ZM77 234V233H76ZM99 234V233H98ZM226 234V233H225ZM238 234V233H237ZM242 234V233H241ZM250 234V233H249ZM258 234V233H257ZM8 235V234H7ZM6 235V236H7ZM71 235V234H70ZM86 235V234H85ZM88 235H92V232H91V234H88ZM100 235V234H99ZM98 235V236H99ZM126 235V234H125ZM261 235V234H260ZM4 236V235H3ZM9 236V235H8ZM11 236V235H10ZM9 236V237H10ZM21 235H19V237H20ZM23 236V235H22ZM78 236H79V234H78ZM77 236V237H78ZM82 236H84L83 234H82ZM97 236V235H96ZM71 237V236H70ZM85 237V236H84ZM93 237L95 238V235H94V233H93ZM14 238V237H13ZM67 238H68V236H67ZM73 238H76V235L75 236H73ZM86 238V237H85ZM88 238H90V236L89 237H87V240H88ZM94 238H92V239H94ZM246 238V237H245ZM78 239H80V238H78ZM83 241H84V239L83 238H81ZM100 239V238H99ZM183 239V238H182ZM18 240H20V238L18 239ZM21 240H22V238H21ZM74 240V239H73ZM72 240V241H73ZM86 240V241H87ZM122 240H123V238H122ZM242 240H243V238H242ZM247 240V239H246ZM251 240H253V239H251ZM259 240V239H258ZM5 241V240H4ZM51 241V240H50ZM77 241V240H76ZM81 241V240H80ZM89 241H90V239H89ZM96 241V240H95ZM98 241H100V240H98ZM98 241H96V243H98ZM263 241V240H262ZM79 242V241H78ZM102 241H100V243H101ZM114 242H115V244H114ZM118 242H120V241H118ZM127 242V241H126ZM248 242V241H247ZM247 242H245V244L247 243ZM22 243V242H21ZM48 243V242H47ZM68 243V242H67ZM70 243V242H69ZM76 243V242H75ZM90 243V242H89ZM88 243V244H89ZM94 243V242H93ZM93 243H90L89 245H91L92 247H93ZM99 243V244H100ZM106 243V242H105ZM121 243V242H120ZM186 243V242H185ZM242 243V242H241ZM249 243V242H248ZM252 243H253V241H252ZM82 245H81V247L83 246V249H82V251L85 249H87L89 246L88 245H86V247H85V242H83V243H81ZM99 244L97 245V246H99ZM119 244V243H118ZM184 244V243H183ZM220 244V243H219ZM261 244V243H260ZM53 245V244H52ZM68 245V244H67ZM121 245V244H120ZM23 246V245H22ZM49 246V245H48ZM48 246H46V248L45 249H49V247H51V243H50V246L48 247ZM100 246H101V244H100ZM109 246V247H110ZM117 246V245H116ZM116 246H114V247H116ZM241 246V245H240ZM48 247V248H47ZM80 247V246H79ZM95 247H96V245H95ZM95 247H93V248H95ZM102 247V246H101ZM101 247L100 248H98L97 247V249H100V250H105V249H101ZM104 247V246H103ZM102 247V248H103ZM108 247V246H107ZM108 247V248H109ZM120 247V246H119ZM118 246H117V248H119ZM127 247V246H126ZM131 247V246H130ZM184 247V246H183ZM92 248V249H93ZM129 248V247H128ZM238 248V247H237ZM90 248H88V250H89ZM111 249H113V248H111ZM261 249V248H260ZM51 250H52V248H51ZM50 250V251H51ZM84 250V251H85ZM95 250V249H94ZM94 250H92V251H94ZM120 250V249H119ZM131 250V249H130ZM185 250V249H184ZM262 250V249H261ZM19 251H21V245H20V242L19 241H14V242H11L10 244H8V246H7V248L6 249H4V250H2L1 251V255L3 256V259L4 260H6V262L8 263V264H16V262L17 261H19L20 260V258L22 257V253L21 254H19L20 252ZM43 251V250H42ZM83 251V252H84ZM129 251V250H128ZM263 251V250H262ZM46 252H47V250H46ZM49 252V251H48ZM85 252H87V251H85ZM91 252V250L89 251V253ZM105 252H107V251H105ZM187 252V251H186ZM245 252V251H244ZM264 252V251H263ZM88 253V252H87ZM86 253V254H87ZM95 253H97V252H95ZM100 253H102V252H100ZM115 253V252H114ZM83 254V253H82ZM92 254H93V252H92ZM123 254V253H122ZM0 255V256H1ZM16 255V256H15ZM28 255H30V254H28ZM84 256H85V254H84ZM262 256V255H261ZM14 257V258H13ZM25 257V256H24ZM86 257H87V255H86ZM135 257V256H134ZM1 258V257H0ZM43 258H44V256H43ZM84 258V257H83ZM89 258V257H88ZM261 258V257H260ZM41 259H42V257H41ZM45 259V258H44ZM135 260H136V258H134ZM140 260V259H139ZM138 260V261H139ZM151 260V259H150ZM21 261V260H20ZM23 261V260H22ZM127 261V260H126ZM134 261V260H133ZM137 261V260H136ZM135 261V262H136ZM145 261V260H144ZM34 262V261H33ZM179 262V261H178ZM90 263V262H89ZM102 263V262H101ZM141 263V262H140ZM264 263V254H263V256H262V258L260 259V260H258V264H263ZM105 264V263H104ZM111 264V263H110ZM126 264V263H125ZM151 264V263H150ZM216 264V263H215ZM219 264V263H218Z\"/></svg>","mask_w":264,"mask_h":264}]
</instances>
